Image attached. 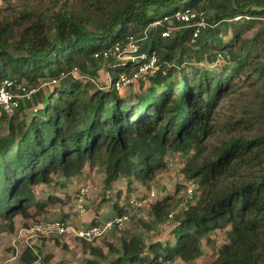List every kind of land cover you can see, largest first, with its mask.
Here are the masks:
<instances>
[{"label":"trees","instance_id":"obj_1","mask_svg":"<svg viewBox=\"0 0 264 264\" xmlns=\"http://www.w3.org/2000/svg\"><path fill=\"white\" fill-rule=\"evenodd\" d=\"M44 1L0 20V79L29 87L56 80L13 114L0 109V233H13L18 217L44 218L51 205L61 203L35 196L37 186L55 178L69 180L97 166L104 189L121 179L128 192L134 182L146 184L166 169L167 156L182 155L180 173L185 184L197 185L195 200L173 218V245L149 243L154 255L148 262L193 263L202 254V240L220 231L225 242L207 264H264V82L253 90L261 100L248 104L235 122L222 124L237 134L210 156L205 143L219 101L238 89L239 76L248 80L256 73L264 80V0ZM185 9L205 13L208 26L194 42L189 27L169 38L161 37L163 27L145 35L153 22ZM228 31L232 36L225 42ZM128 36L139 40L141 51L155 53L156 72L127 91L98 86L101 66L116 75L136 68L94 58ZM74 68L86 79H74ZM24 106L37 107L29 121L20 117ZM172 208L165 196L149 206V214L162 222ZM161 247L165 253L159 254ZM35 249L23 250L21 264L38 261L40 248ZM145 249L144 238L130 234L119 247L108 244L106 252L91 247L90 255L101 262L84 264L147 262Z\"/></svg>","mask_w":264,"mask_h":264},{"label":"rangeland","instance_id":"obj_2","mask_svg":"<svg viewBox=\"0 0 264 264\" xmlns=\"http://www.w3.org/2000/svg\"><path fill=\"white\" fill-rule=\"evenodd\" d=\"M44 2H46V0ZM184 2L185 1H183L181 4H183ZM36 4H37V0H2L0 4V20L4 16L11 17L15 15L20 9L26 6L32 7L35 6ZM254 31L255 30L248 32L244 36V38H250L254 33ZM231 36H232V31H228L227 35L223 36L222 39L223 41L227 42L231 39ZM213 70L215 72L219 71L217 68ZM115 76L116 73L114 72H110V74H108L105 72V70L103 71L101 70L97 79L95 80V83H97L98 86L108 85L110 83L111 78H114ZM249 76L251 77L248 80H246L245 75L239 76L240 78L237 81L239 86L238 89L232 93H228L224 98H222L219 101L213 115V124H214L213 132L205 140V143L208 145V151L206 152V155L208 156L212 155L213 147L219 146L225 139L231 137L232 135L237 134V132H233V131L227 133V130L222 127V124L235 122L243 115L242 112L243 111L246 112V110L249 108L248 104L256 103L259 100H261V96L260 95L255 96L253 90L256 89L261 90V85L263 84L264 80H259L257 78L256 73ZM244 81L245 83L243 84ZM128 89L124 91H127ZM128 95H130V93ZM24 107L25 109L21 113L20 117L23 120L29 121L32 115V110L29 106L27 107L24 106ZM239 134H246V133L240 132L238 133V135ZM185 162H186V158L183 157L182 155H176L174 157L167 156L166 169L156 174L154 179L150 180L146 184H142L136 181L134 182L133 185H131V188L129 189L128 192L127 189L124 187L123 180H120L113 185V190L111 193L113 194L115 193L114 191H118L117 189L121 188V191H119L120 196L111 199L107 198L104 201L103 198L107 196V194L104 192V185H103L104 174L102 170L97 166L86 167V169L80 176L75 177L73 179L63 181V179L59 177V178H55L53 184L47 186H42V185L37 186L35 189L36 191L35 196L37 200H41V201L47 200L49 196H52L54 198L55 197L60 198L61 203L51 205L49 208H51V210L57 209L61 211L60 214L64 212L66 216H69L72 213V211L75 210L76 208V193L78 192V190L83 186H90V193L84 200L86 213L90 208V207L88 208V201L93 199L94 201L99 200L98 206L103 204L105 205V206L104 205L101 206L103 207L102 208L103 210L99 214V218L102 220L117 214V210L115 209L114 204L117 202L120 205L124 204L127 201L126 200L127 194H129V196L135 195L141 199H144L147 197V195L151 190H154V192L156 193V199H160L165 196H170L172 199L173 208H175L184 201V195L182 189L185 188L186 184L184 183V179L180 173V170L182 166L185 164ZM149 206L147 205L143 209L128 211L127 213L130 216V221L127 225H131L135 229H140L143 233L146 234L144 238H147L149 242L152 241L159 242L161 243L162 247L166 244L173 245L175 242V237L173 238L172 232L176 225V221L175 220L170 221L167 218H163L162 222H157L155 219H153L150 216ZM29 212L30 213L34 212V209H30ZM54 213L55 212L53 211H49L46 213L44 218L38 217L37 219L28 220L26 222L22 217H18L17 218L18 220L17 219L16 220L18 221L17 226L19 227H17L13 233H0V264H21V262L19 261L20 255L15 254L11 247L12 240L16 232L20 227L27 226L37 220H41V219L53 220L55 219L54 216L56 214ZM103 238L101 239V241L99 240L101 244H104L102 243L104 241ZM225 239L226 237L224 233L220 231L212 233L208 237V239H203L201 243L202 254L200 258L190 264H207L212 258V255L217 249V247L220 244L224 243ZM44 241H46V239L45 240L42 239V242ZM148 241L147 243H145L146 249L144 254L147 259L146 260L147 262L150 261L154 255L152 252L153 250H150L148 248L149 246ZM48 243L50 244L49 246H44L42 250L41 248L39 249L41 250L39 252V256L41 258L38 260L39 261L38 264H50L57 255V245H55L53 240H50ZM36 244L37 242L33 243V249H35ZM75 244H77V242H75ZM79 244L82 246L81 243ZM70 245L72 246L74 244L69 243L68 246L70 247ZM162 247L157 249L159 254L165 253V250L162 249ZM67 251L68 250L66 248L65 249L60 248L58 250V253L61 254L64 253L65 255ZM78 253L79 251L77 252V254ZM46 256H48L47 257L48 260L44 261ZM12 257H15V259L13 260ZM86 259L87 258L81 257L78 260V264H84ZM94 260L98 263L101 262L100 259L97 258H94ZM173 264H183V263L173 262Z\"/></svg>","mask_w":264,"mask_h":264},{"label":"built area","instance_id":"obj_3","mask_svg":"<svg viewBox=\"0 0 264 264\" xmlns=\"http://www.w3.org/2000/svg\"><path fill=\"white\" fill-rule=\"evenodd\" d=\"M2 0H0L1 4ZM264 24V18L262 19ZM180 25V26H178ZM208 26L205 13L203 11H194L190 9L180 10L170 16H165L153 22L146 28L145 35L148 29L163 27L161 33L162 38H169L173 31L179 30L182 27L193 29L192 42H194L200 32ZM102 58L104 61L114 60L115 62L125 64L129 62L136 66L135 69L118 73L114 82L110 80L107 85L115 91L126 90L134 86L146 78L147 75H152L157 70V58L155 53H146L141 51L139 40L134 36H128L124 42L116 43L111 48L102 53L95 54L94 58ZM72 77L77 80L86 79L79 74V70L74 68L71 73ZM56 80L43 82L38 87H29L24 83L16 84L9 79H0V109L6 114H13L20 104L31 102L40 88L46 86H54ZM37 107H34L32 113L35 114ZM183 190L184 201L175 208H172L167 219L173 220L174 216L195 200L197 185L195 183H187ZM90 193V186L81 187L76 193V208L75 213L77 218H81L86 214L84 200ZM156 200V193L151 190L146 198L141 199L135 195L129 196L126 201V211L143 209L149 206ZM130 216L128 213L117 215L102 223L91 225H75L66 219H41L27 226H22L18 229L13 237L11 247L15 254L21 255L23 250L33 249V243L40 239H74L79 242L94 244L101 240L110 232H121L129 223ZM14 255V256H17ZM14 260L15 257H12ZM132 264H173L169 260L164 261L158 259L152 262H136Z\"/></svg>","mask_w":264,"mask_h":264},{"label":"crops","instance_id":"obj_4","mask_svg":"<svg viewBox=\"0 0 264 264\" xmlns=\"http://www.w3.org/2000/svg\"><path fill=\"white\" fill-rule=\"evenodd\" d=\"M103 68H104V66L103 67L101 66L98 74L101 72V70L103 71ZM73 178H75V177H73ZM73 178H70V179H73ZM62 179H63V181H65L64 178H62ZM120 180H118V181H120ZM117 182H115L114 184H116ZM114 184H112L109 189H104V192L107 194V196L105 198H103V201L106 200L107 198L111 199V198H115V197L117 198V197L120 196L119 195V193H120L119 191H121V188L120 189H117L118 191H114L115 192V193H113L114 195L111 194L112 193V190H113V185ZM124 187L127 188V184L125 182H124ZM98 204H99V200L94 201V199H93V200L88 201V208L89 207L90 208L88 209V212L83 217H81V218H77L76 217L75 210H73L72 213L69 216H66V214L64 212L62 214H60L61 211H59L57 209L51 210V208H49V211H53V212L56 213V214L54 213L55 214V216H54L55 219L56 218L57 219H62L63 218V219H66V220L72 222L75 225H91V224H95V223H102V222H104V221H106L108 219H111V218L117 216L119 214L118 212H120L121 209H123L122 210L123 213H127V211H126V202L124 204H122V205H120L117 202V203L114 204V207L117 210V214L116 215H113V216H110V217L102 220V219L99 218V214L103 210L102 209L103 207H101V206H103L104 204L103 205H100V206H98ZM73 218H75V219H73ZM17 220H16V228L19 227V226H17V224H18V221ZM24 221L26 222L28 220H24ZM130 234H135V235H138V236L143 237V238L146 235L140 229H135L131 225H126L125 228L121 232H110V233L106 234L104 236V238H103L104 241L102 242L105 245L104 244H101V242H100L101 240H100V241H98V242H96V243H94V244H92L90 246L91 247H97V248L103 250L104 252H106V248H107V245L108 244H113L114 246L119 247L122 238H127ZM49 241H50L49 239H46V241H44V242H42V240H38V241H36L37 242L36 245L39 246V248H41V250H42L44 248V246H49L50 245L48 243ZM59 241H60L59 244H57V255L53 259L52 263H50V264H71V263L78 264V260L81 257L82 258H87V259L94 260V257H92L90 255V248L91 247L85 248V247H83V245L81 246L79 244L80 242L78 243V241H76L74 239H71V238H69V239H62V240L59 239ZM147 241H148V239L147 238H144V242L147 243ZM75 242H77V244H75ZM69 243L70 244H74V245H72V246L70 245V247H69L68 246ZM105 246H106V248H105ZM82 247H83V249H82ZM60 248H63V249L66 248L68 250L65 253V255H64V253L63 254L58 253V250ZM41 250L38 251V254H39V252ZM78 251H79V253L77 254ZM75 253L77 254V256H76ZM47 257L48 256H46L45 259H47ZM112 257L109 256V258H112ZM40 258L41 257L39 256L38 260ZM45 259H44V261H47ZM38 262L39 261H37L35 264H38Z\"/></svg>","mask_w":264,"mask_h":264}]
</instances>
